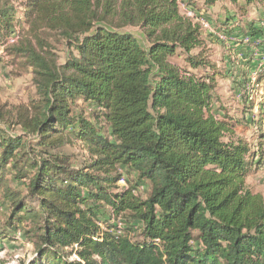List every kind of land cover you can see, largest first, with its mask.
<instances>
[{
    "label": "trees",
    "instance_id": "16d2710c",
    "mask_svg": "<svg viewBox=\"0 0 264 264\" xmlns=\"http://www.w3.org/2000/svg\"><path fill=\"white\" fill-rule=\"evenodd\" d=\"M223 1L1 3L0 52L35 89L26 104L0 105L4 225L34 248L29 264H264V200L245 184L264 137L254 147L239 137L215 95L228 80L252 105L264 0H228L236 12L212 21ZM248 7L263 17L243 26ZM75 142L83 168L62 152Z\"/></svg>",
    "mask_w": 264,
    "mask_h": 264
},
{
    "label": "rangeland",
    "instance_id": "374dc122",
    "mask_svg": "<svg viewBox=\"0 0 264 264\" xmlns=\"http://www.w3.org/2000/svg\"><path fill=\"white\" fill-rule=\"evenodd\" d=\"M4 1L5 0H0V5ZM199 7L201 8L202 6L199 5ZM184 10L185 8L181 6L182 14L185 13ZM222 14L221 8L218 9V13L208 12L212 21L218 20L219 15ZM19 16L20 13L18 17ZM209 27L211 26L209 25ZM124 31L131 34L142 47H147V42L139 29L126 28ZM57 50L58 55L63 59L66 55L65 48L61 45H57ZM218 58L219 55L214 56V59L217 60ZM237 58L238 62L241 60V62L245 64V60L242 57L238 56ZM172 61L180 66H184L182 58L173 59ZM8 62L9 59L5 53L0 52V105L6 104L7 106H16L26 104L31 98L35 97V89L31 83V76L28 73L13 70ZM259 68L260 65L250 74L251 84L255 82V73ZM251 87L252 86L249 88ZM215 95L223 111L236 122V134L247 140L253 147L257 146L259 138L264 137V81L261 82L254 93L250 94V97H248V101L252 105L247 106L239 96H236L232 92L231 83L228 80L221 81L218 84ZM78 105L81 106V103H78ZM82 108L86 115L91 110L85 106ZM74 112L79 113V110L74 109ZM250 118L254 124L250 126L245 125L248 120H251ZM16 133L17 132L12 134ZM261 140L264 141V138ZM62 152L70 156L71 164L74 168H83L89 163L90 158L77 142L72 146H66L63 148ZM245 184L252 193L261 195L264 200V161L261 165L257 167L254 166L251 169L250 174L245 180ZM119 186L125 187L127 184L124 180H121ZM10 187L24 192V188L15 182H11ZM137 193L144 197L147 193L146 188L144 186L141 187ZM7 209L8 204L2 200L0 193V264H29L35 255L34 248L22 237L21 229L15 231L13 227L7 228L4 225V219L8 216ZM72 259H74V257H72Z\"/></svg>",
    "mask_w": 264,
    "mask_h": 264
},
{
    "label": "crops",
    "instance_id": "0c3cea01",
    "mask_svg": "<svg viewBox=\"0 0 264 264\" xmlns=\"http://www.w3.org/2000/svg\"><path fill=\"white\" fill-rule=\"evenodd\" d=\"M239 4L241 5L242 3L239 2ZM218 7L221 8L222 12H223L222 15H219L218 20H220V21H223L224 19H226L227 15H233L236 12L235 6L230 4L228 0H224L222 3H218L215 6L211 7L209 9V12L218 13V9H219ZM247 10H248V14H246L245 17L240 18L241 24L243 26L246 22L258 20L259 15H261L263 17V15L260 12H257L254 8L248 7ZM253 12H255V13H253Z\"/></svg>",
    "mask_w": 264,
    "mask_h": 264
},
{
    "label": "built area",
    "instance_id": "2783aa9c",
    "mask_svg": "<svg viewBox=\"0 0 264 264\" xmlns=\"http://www.w3.org/2000/svg\"><path fill=\"white\" fill-rule=\"evenodd\" d=\"M182 8H185V7L182 6ZM184 12H185L184 15H185L186 17L194 19V17H195V16H194V13H193L190 9L185 8ZM201 24H202V27H203L204 30H209V31L212 32V28L209 27V24H207L206 22H201ZM220 38L222 39L223 37L220 36ZM245 41H247V40H245Z\"/></svg>",
    "mask_w": 264,
    "mask_h": 264
}]
</instances>
